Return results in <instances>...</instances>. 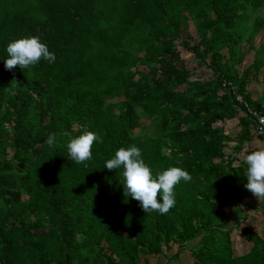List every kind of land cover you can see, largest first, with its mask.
I'll return each instance as SVG.
<instances>
[{
  "label": "trees",
  "instance_id": "1",
  "mask_svg": "<svg viewBox=\"0 0 264 264\" xmlns=\"http://www.w3.org/2000/svg\"><path fill=\"white\" fill-rule=\"evenodd\" d=\"M189 22L195 36L183 40ZM261 30L264 0H0V264H139L165 258L171 244L192 264H264V239L240 229L242 212L227 229L220 218L254 198L237 156L256 136L222 85L264 115ZM27 36L46 43L55 62L6 70L7 45ZM179 45L212 77L190 80L172 60ZM259 79L252 101L246 87ZM141 118L159 135L136 133ZM232 119L234 140L214 126ZM85 130L99 137L86 167L67 150ZM132 145L153 175L169 167L191 175L175 186L167 214L145 213L123 194V168L104 167ZM234 229L253 244L244 256L233 257Z\"/></svg>",
  "mask_w": 264,
  "mask_h": 264
},
{
  "label": "clouds",
  "instance_id": "2",
  "mask_svg": "<svg viewBox=\"0 0 264 264\" xmlns=\"http://www.w3.org/2000/svg\"><path fill=\"white\" fill-rule=\"evenodd\" d=\"M6 52L8 58L4 62V67L9 71L17 66L22 70L28 69L41 60L54 63L56 59L55 53L51 52L48 45L41 42L38 36L13 40L7 45ZM261 119L264 120V118ZM98 139L97 133L87 130L72 138L67 143L69 158L77 164H85L92 159V147ZM46 144L49 147H55V134L48 136ZM244 164L247 179L244 187L260 203H264V148L246 153ZM104 167L110 171L123 168V194L125 197L138 201L145 213L155 211L159 214H167L176 203L175 186L181 180L187 182L192 179L191 175L180 167H169L153 175L152 169L142 158L141 149L135 145L119 148L114 157L106 161Z\"/></svg>",
  "mask_w": 264,
  "mask_h": 264
},
{
  "label": "rangeland",
  "instance_id": "3",
  "mask_svg": "<svg viewBox=\"0 0 264 264\" xmlns=\"http://www.w3.org/2000/svg\"><path fill=\"white\" fill-rule=\"evenodd\" d=\"M188 26H189V29H187L186 31L183 30L181 33H180V37L181 39L185 40L187 39L188 35H193L195 36V32H194V27L193 25L191 24V22L188 23ZM261 44H264V30H261L258 32V34L256 35V37L254 38V47L257 48L259 47ZM245 48V47H244ZM249 55H248V62L247 64H250L253 60V54H254V51H249L248 52ZM174 57V58H172ZM172 60L174 62V64L177 66V67H183L186 69V70H189L191 72V77H190V80L194 81V80H198L200 82L202 81H205L207 80L208 78L212 77V73L211 71L206 68V67H199L196 65V61L193 57V54L190 53L189 51H187L184 47H182L181 45H179L177 47V55L176 57L175 56H172ZM169 58V57H168ZM258 58L260 60L263 61V65H264V53L263 54H260L258 56ZM262 69L264 70V66L262 67ZM184 87H181L180 89L182 90ZM260 89L263 88V86L259 87ZM263 90V89H262ZM261 91V90H260ZM262 92V91H261ZM214 126L216 127H222L224 128L226 134H228L233 140L236 138V134H238L239 132V127H238V123L236 122V120H233V121H224V122H218L216 123ZM157 123L156 122H151L150 120H147L145 118H141L140 119V126L139 128H137L135 130L136 133H141V134H144V135H149V136H154V135H159V132L157 130ZM253 139H258L256 137H254ZM234 146V142H229L228 143V146L225 148L224 150V153L225 154H230L232 153L231 151V147ZM253 147V146H252ZM251 145L250 143H248L245 148L241 151V155L238 154V158L239 159H244V155L245 153H247V151H249L251 148ZM236 164V163H235ZM250 201H247V203H249ZM246 203V201L244 202V204H241L240 207L236 206V205H233V206H230V207H227L226 210L228 211L227 214L225 215L224 219H225V222H227L226 218H229V215L230 216H233V219L236 220V217L237 216V210L238 208L240 209V211L238 210L239 213L242 212L243 214V220L247 219V218H250V216H253L254 214L255 215H264L263 214H258V213H262V210L258 209L255 205L253 206L252 204L250 206H248V204ZM237 209V210H236ZM223 212V211H222ZM221 214H225V213H221ZM241 215V214H240ZM240 220V218L237 217V220L238 221ZM243 220L240 222L239 221V225H241L243 223ZM235 222H233L232 224L235 225ZM47 229L42 231L43 233H46ZM173 244H171L172 246ZM177 244H174L173 245V250H169L168 252H166V256L165 258L163 257H149V259L151 260V258H154V261L151 260L152 263L154 264H166V263H172L174 260H171L170 262H168L166 259L169 257L171 258L172 256L178 254V259L176 260V264H187V259L189 257V251L188 250H182L180 253L179 252V246ZM148 256H145V258H147ZM191 261V259L189 260ZM142 263V260L141 262ZM143 264V263H142Z\"/></svg>",
  "mask_w": 264,
  "mask_h": 264
},
{
  "label": "crops",
  "instance_id": "4",
  "mask_svg": "<svg viewBox=\"0 0 264 264\" xmlns=\"http://www.w3.org/2000/svg\"><path fill=\"white\" fill-rule=\"evenodd\" d=\"M260 86L261 87L263 86V84L260 82V79L258 81L252 80L247 85L246 91H247V93L250 96V99L252 101H257V100H259L261 98V95H262V92H263V90H262L263 88L260 89L259 88ZM233 120H236V122L238 123L237 119H232V120H229V121H233ZM250 145H251V147L252 146L253 147L249 151L257 150V149H260V148H264V141H261L259 139H253L250 142ZM249 151H247V153ZM239 160L241 162H244V159H239ZM236 164H237V162H236ZM244 170L246 171V168H244ZM247 201H250V202L247 203ZM246 203L248 204V206H250L252 204L253 206L255 205L258 209L262 210V213H258V214H263L264 213V203H260L255 197L253 199L246 200ZM227 212H228L227 210H224L221 213H225V214H221L220 213V218H221V220L223 222V225H224V227L226 229L230 228V227H234L236 225V223H235V225H233L232 223L235 222L237 220V217H238V210H237V216H235L236 220L233 219V216L229 215V218H226L227 222H225L224 217L227 214ZM242 228L253 230L260 238L264 239V215H255L254 214L253 216H250V218H247V219L243 220V223L240 225V229H242ZM240 229L239 230L234 229L232 231L231 235H230L231 240H232L231 241V246H232L233 257H240V256L246 255L250 251L251 247L253 246V244L251 242L247 241L242 236V233H241ZM173 245L171 246L170 250H173V248H172ZM176 247H177V245H176ZM188 253H189V257H190L191 261H189L190 259L188 258L187 259V261H188L187 264H192L194 259L191 256L190 252H188ZM149 257H155L156 258L157 256L150 255L147 258H145V260L141 259L142 263L143 264H154L155 262L154 263L151 262V260L154 261V258H151V260H150ZM142 263H139V264H142Z\"/></svg>",
  "mask_w": 264,
  "mask_h": 264
},
{
  "label": "built area",
  "instance_id": "5",
  "mask_svg": "<svg viewBox=\"0 0 264 264\" xmlns=\"http://www.w3.org/2000/svg\"><path fill=\"white\" fill-rule=\"evenodd\" d=\"M222 88L225 91L232 92L233 96L235 97L236 103L239 105L242 104L246 110V115L249 116V119L251 120L250 124V131L257 137H260L264 139V120L261 118H264L263 114L258 113L256 110H254L252 107H250L247 102L244 100L242 94L237 92V89L234 85L230 83H223Z\"/></svg>",
  "mask_w": 264,
  "mask_h": 264
}]
</instances>
